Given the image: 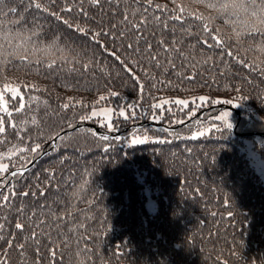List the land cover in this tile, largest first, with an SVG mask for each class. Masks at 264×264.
<instances>
[{"label": "trees", "instance_id": "obj_1", "mask_svg": "<svg viewBox=\"0 0 264 264\" xmlns=\"http://www.w3.org/2000/svg\"><path fill=\"white\" fill-rule=\"evenodd\" d=\"M42 2L48 4V0ZM154 2L169 12L180 5L185 7L186 17L204 18H187L184 27L192 35L183 37L149 27V32L157 33L155 37L146 35L154 47L160 39L168 43L181 39L177 46L188 59L173 56L175 67L163 54L157 67L143 58L146 53L127 49V44H135L131 36L114 40L101 35L97 43L91 33L81 34L47 13L25 12L20 0H5L0 5L4 11L17 7L19 12L0 16V21L6 20L8 29L32 37L24 44L27 51L4 44L6 51L0 54V91L8 85L19 93L15 100L10 92L4 93L9 110L19 106L21 96L25 104L23 112L13 111L15 130L0 113L5 126V133L0 134V162L9 164L8 173H0V184L5 185L0 188V204L3 195L16 193L10 196L9 206L0 207V224L4 225L0 264L5 259L8 264H264V180L243 149V136L212 119L217 107L226 103L210 102L235 104L241 113L238 128L242 124L240 129L255 131L249 137L264 161V51L260 50L264 36L248 35L244 13L221 14L219 5L226 0ZM49 7L56 12L71 7V12L61 13L64 18L92 31H108L111 24H119L126 5L117 7L101 0L97 7L90 0H56ZM81 7L87 17L80 13ZM20 16L26 17L25 23H10ZM119 31L121 27L113 34ZM33 32L38 35L32 36ZM237 33H241L239 38ZM53 42L56 47L49 48ZM22 43L13 40V45ZM145 46L142 39L140 47ZM155 50L161 52L159 47ZM13 51L27 55L28 60L9 55ZM112 52L121 56L124 65ZM125 65L139 77V83L125 71ZM139 84H143L142 96ZM112 92L119 96L113 97ZM101 95L105 100L98 101ZM185 96H206L209 102L193 110L194 115L189 113L194 107L191 103L183 110L174 104L170 111L152 108L158 101ZM129 104L136 107L128 109ZM104 105L137 113L127 121L113 115V132L139 121L147 132L160 135L186 131L196 120L199 124L208 117L219 125L195 138L176 135L142 144L123 141L131 130L113 133L108 141L89 134L94 129L86 125L67 130L86 122L80 117L90 114L93 107ZM155 111L162 118L150 121ZM186 120L176 128H164L167 131L146 123L176 125ZM87 122L100 126L98 117ZM64 129L67 131L49 151L20 171L23 175L7 181L11 170L27 165ZM161 139L167 142H156ZM36 143L41 147L33 153L30 149ZM25 192L29 195H22ZM148 196L155 202L154 210L146 206ZM17 209L23 212L18 214ZM17 222L26 225L23 231L15 228ZM33 230L41 233L39 245L30 238ZM20 244L23 253L17 247ZM52 248L56 249L55 260Z\"/></svg>", "mask_w": 264, "mask_h": 264}, {"label": "snow or ice", "instance_id": "obj_2", "mask_svg": "<svg viewBox=\"0 0 264 264\" xmlns=\"http://www.w3.org/2000/svg\"><path fill=\"white\" fill-rule=\"evenodd\" d=\"M5 0H0V5H3ZM106 2L109 3H115L117 7L121 3H124L126 5L125 8L121 9L123 12L122 19L119 21V24H111V27L108 31H92L90 28L86 29L85 27L81 26L79 23H73L70 19L64 18L61 13L62 12H71V7H65L62 8L59 12L51 11L49 5L55 4L56 0H48V4H45L42 2V0H20V3L24 5V11L27 12L31 9H35L38 12H44L47 13L48 16L54 17L55 19L59 20L62 24L66 25L69 28H73L75 31L80 32L81 34L87 35L88 33H91V39L97 43H99L98 38L101 35H107L110 36L112 39H124L128 36H131L135 40V44L129 43L125 47L127 49H131L133 53H141V54H147V56H144L143 58H146L149 60L150 63L155 64V66L160 67V57L163 54L167 60V62L170 64V66L175 67V63L173 60V56H176L178 58H182L184 60L188 59V56L184 54L182 51V47H178L177 45H181V39L174 38L170 43L166 42L164 39L157 40L156 46L152 43H150L146 39L147 36H156V32H149V27L155 26L160 32H171L173 37H183L184 35H192V33L184 27V24L186 22L187 18H195L199 19L201 21L204 20L203 17L200 16H193V14H189L188 17H186L184 14L186 12L185 7L177 5L176 8L172 9L170 12L167 9L166 6L156 4L154 0H131L129 3V0H106ZM90 3L93 6L100 7L101 6V0H90ZM135 5V7H133ZM208 7H216L215 4H208ZM221 14H230V15H239L241 12L244 13L247 17L245 20V24L247 25V33L248 35H262L264 36V0H226V2L221 3L219 5V9ZM168 13V15H164V13ZM10 13H16L19 15L17 7H9L7 11H4L3 8H0V16L7 17ZM80 13L87 17L86 10L83 9V7L80 8ZM159 13V15H157ZM131 17V18H130ZM26 22L25 16H20L18 20H13L10 23L13 25H20L22 23ZM8 21H0V54H3L6 49L4 48V44H7L10 48H15L17 50L24 49V44L31 41V36H24L22 32H14L11 29L7 28ZM179 25L177 27L176 25ZM170 25H172L170 27ZM117 27H121V31H119L116 34H113L115 29ZM204 31L208 32V26L207 24H204ZM38 35L37 32H33L32 36ZM241 33H237V38ZM14 39H21L24 43L13 45ZM144 40V44L146 45L144 48L140 47L141 40ZM213 40H217V43H222V41H219L217 37H212ZM102 47H106L105 45H101ZM56 47L55 42H53L51 45H49V48ZM159 47L161 49V52H156L155 48ZM194 47V46H189ZM211 47V45H209ZM261 51H264V47L260 48ZM24 51H27V49H24ZM11 56H16L20 60H28V56L21 54L19 51H13L9 53ZM111 55L115 57V60L119 61L122 65H124V60L121 59V56L117 55L115 52H112ZM134 63L136 61H133ZM55 61L53 60L51 64L48 65V67H52ZM84 67H87V65H84ZM250 69H253L252 65H247ZM254 70V69H253ZM125 71H127L132 79L139 83V77L135 76L134 73H132V70L130 68H127L125 65ZM194 77H188V79H193ZM139 90L141 96L143 95V84H139ZM10 92L12 100H15L17 96L19 95L18 91L16 89L9 88L8 85H4V90L0 91V113H3L6 115L8 120V126L15 130L17 128V124L15 121H13L11 118L13 116V111L15 113H21L25 109V104L22 102L23 97H20L21 103L18 107H15L14 110H9V103L5 99L4 93ZM111 95L113 97H118L119 94L116 92H112ZM105 100V97L103 95L99 96L98 101ZM199 102V103H198ZM209 102V98L206 96H199V97H193L191 100L188 99H180L176 98L174 100H164L162 103L154 104L152 105L153 109H160L161 112L163 111V106L167 104H174L177 106H182V110L188 108V105L191 103L195 106V108L201 107L204 103ZM213 104H219L221 102L223 103H231V101L224 100H213L210 101ZM64 108H68L69 104H64ZM136 106L129 104L127 105L128 109H134ZM105 113V115H108L109 113H112L113 110L110 108H106L101 110ZM170 111V109H169ZM191 115H194L195 112L193 111L190 113ZM100 115V112L96 110L95 107L92 108V111L90 114H86L80 117L81 121H88L93 120L95 117H98ZM119 117H122L125 121H127L130 118H135L137 113L135 110L127 112L124 108H120L118 112ZM230 116L229 112H224L220 115H217L215 117L216 120H227V118ZM161 115H153V120H159L161 119ZM183 123V121H180ZM35 123V120L33 121ZM99 124L101 127H106L109 131L115 130V126L112 120L111 115H108L107 120H100ZM227 128H232V124L230 122L227 123ZM89 134L93 136H97V138L108 141L109 135L106 134H98L95 130L89 129ZM162 131H167V129H162ZM5 133V126H4V116L0 115V134ZM200 135H203V133H200ZM195 138V136L193 137ZM116 139H119V137H116ZM148 140L147 136H144L143 139L139 138H133L132 143L133 144H142L145 143ZM156 142L159 143H165L167 141L161 139ZM41 145L39 143H36L30 150L31 152L35 153L40 149ZM107 151V149H106ZM3 157H0V160H2ZM9 170V164L0 162V173L7 174ZM11 175L13 177H16L18 175H23L22 172L12 171ZM2 179V177H0ZM4 184H0V188L4 187ZM15 190H13L10 195H3L2 201L3 203L0 204V207H7L11 204L10 196H14ZM22 195L27 196L29 193L25 192L22 193ZM23 212V209H17V213L20 214ZM231 215V213L229 214ZM61 217H56V220L59 221ZM45 223V222H40ZM39 227L40 225H36ZM26 225L21 222L15 223V228L17 230L23 231L25 229ZM80 227H83V225H80ZM4 228L3 224H0V230ZM71 231V229H70ZM41 233H38L37 231L33 230L31 232V239L36 240L37 244L39 245V236ZM3 238V237H0ZM65 244L68 243L67 240L64 241ZM11 243H9V247H11ZM17 247L21 250L23 253L24 245L20 244L17 245ZM37 255H39V248L36 249ZM50 254L52 256V259L55 260L56 258V249L52 248L50 250ZM2 264H8L7 260L5 259Z\"/></svg>", "mask_w": 264, "mask_h": 264}, {"label": "rangeland", "instance_id": "obj_3", "mask_svg": "<svg viewBox=\"0 0 264 264\" xmlns=\"http://www.w3.org/2000/svg\"><path fill=\"white\" fill-rule=\"evenodd\" d=\"M11 89H13V88H11ZM14 89H16L17 90V88H14ZM178 98H180V99H191L192 97L191 96H185V97H178ZM176 99V98H175ZM163 101H158L156 104H158V103H162ZM222 105V104H221ZM223 105H226V106H223V107H225V108H221V107H217V109H216V111H215V113L213 114V120H216L215 119V117L217 116V115H220V114H222V113H224V112H229L230 113V116L227 118V120H219V122H220V124H223V125H225V126H227V123L228 122H230L231 124H232V128H231V130L234 132V134H237V135H239V136H243V141H242V144H243V149L245 150V152H246V154H247V156L249 157V160H250V163L254 166V168L256 169V171L260 174V176H261V178L264 180V161H263V159L260 157V155H259V153L254 149V147H253V137H249V136H251L252 135V133L253 132H255V131H250V130H243V129H240L241 127H242V124L240 125V127L238 128V124H239V119H240V117H241V113H240V110L237 108V107H235V104H232V103H230V104H223ZM171 104H167V105H165V106H163V110H164V108H171ZM229 106V107H228ZM177 107H179V106H177ZM212 107V106H211ZM96 108V110L98 111V112H100V115L98 116V119H100V120H107L108 119V115H111V117H113V115H115V116H118V112H119V109L117 110V111H114L113 110V108L111 107V106H107V105H104V106H96L95 107ZM106 108H110V109H112L113 110V112L112 113H109L108 115H105V113L103 112V111H101V110H103V109H106ZM220 109V110H219ZM234 109V110H233ZM193 110H197V108H195V106L192 108V109H190V111H189V113H191V112H193ZM236 110H238V115L236 114ZM91 111H92V109H91ZM199 111H201V110H199ZM188 113V114H189ZM154 114H156V115H160L161 113H157L156 111L154 112V113H152L151 115H150V121H155V120H153L152 119V116L154 115ZM190 115V114H189ZM194 117V116H193ZM201 120V122L199 123V124H196L197 122H199V120H196V123H194V127L193 128H189V129H187L186 131H180V132H176V134H174V133H167V134H165V135H160V134H152L151 132H147L146 131V129H143V127H135L134 125H132V124H134V123H131L130 125H128V126H130L129 128H128V126L127 127H125V128H119V129H117L116 130V132H118V134H120V133H123L124 131H129V130H131V131H129V133H127V135H125L124 136V139H123V141L126 143V144H131L132 142V139L133 138H139V139H143L144 138V136H147L148 137V139H159V138H166V137H171V136H182V137H185V136H190V137H197V136H202V135H200V133H203V135H205V134H207L208 132H209V130H210V128L214 125V126H217V125H219V123L218 124H216V122H210L211 121V119L208 117V118H206V119H200ZM136 123H138V122H136ZM163 124H165V123H163ZM150 125H153V126H157V125H154V124H150ZM165 125H169V124H165ZM78 127V126H77ZM159 127V126H158ZM74 128H76V127H74V126H71L70 128H68L67 130H71V129H74ZM136 128H138L136 131H135V129ZM159 128H162V127H159ZM164 129V128H163ZM66 129H64V130H61V131H59V132H62V134L63 133H65L66 131H67ZM101 130V129H100ZM96 131V130H95ZM97 132V131H96ZM258 132V131H257ZM98 133V132H97ZM62 134H60V135H62ZM116 134V133H115ZM59 136V135H58ZM57 136V137H58ZM53 145H55V143L54 144H52V145H50L49 147H50V149L52 148V146ZM48 147V148H49ZM47 149V148H46ZM49 149V150H50ZM48 150V151H49ZM42 152V151H41ZM40 154V153H39ZM38 154V155H39ZM41 157V156H40ZM39 157V158H40ZM38 159V158H37ZM30 163V162H29ZM34 163V162H33ZM32 163V164H33ZM31 164V165H32ZM30 165V166H31ZM26 166V165H25ZM10 179L8 178V181H9ZM146 206H147V208L149 209V210H154L155 209V202H154V200H153V198L152 197H150V196H148L147 197V199H146Z\"/></svg>", "mask_w": 264, "mask_h": 264}, {"label": "water", "instance_id": "obj_4", "mask_svg": "<svg viewBox=\"0 0 264 264\" xmlns=\"http://www.w3.org/2000/svg\"><path fill=\"white\" fill-rule=\"evenodd\" d=\"M223 106H226V105H220L219 107H223ZM227 107V106H226ZM229 107V106H228ZM234 110V109H233ZM236 112V114L238 115V110H236L235 111ZM188 120H186V121H183V123H177L176 125H165V124H163V123H156V122H146V123H150V124H154V125H157V126H159V127H162V128H168V129H172V128H176V127H178V126H180L181 124H184V123H186ZM79 124H75L74 125V127H77ZM130 126H128V128H129ZM94 129L99 133V134H106V135H111V134H113L114 132H106V131H103V130H100L97 126H94ZM116 134H118V132H115ZM257 133H261V134H263L262 132H257ZM60 134H62V132H58L53 138H52V143H51V145L52 144H54L55 142H56V138H57V136L58 135H60ZM51 147V146H50ZM50 147L49 148H47V149H45V150H43L42 152H40V154L39 155H37L34 159H32L31 161H30V163H28L26 166H24V167H21V168H15V169H13V170H11V172L12 171H17V172H20V171H24V170H26L37 158H39L40 156H42L44 153H46L49 149H50Z\"/></svg>", "mask_w": 264, "mask_h": 264}, {"label": "bare ground", "instance_id": "obj_5", "mask_svg": "<svg viewBox=\"0 0 264 264\" xmlns=\"http://www.w3.org/2000/svg\"><path fill=\"white\" fill-rule=\"evenodd\" d=\"M91 113V112H90ZM112 120H113V117H112ZM98 121H100V119H98ZM115 121H117V120H115ZM76 124H79L78 126H81V125H86V126H89V127H91V128H93L94 129V126H97L99 129H101L100 128V126L98 125V124H95V123H92V122H81V123H76ZM141 124H143V123H141L140 121L138 122V123H134V124H132V125H134L135 127H139V126H141ZM75 125V124H74ZM95 130V129H94ZM102 130V129H101ZM113 132V131H112ZM116 131H114V133H115ZM9 179L11 178V171L9 172ZM7 181H8V179H7Z\"/></svg>", "mask_w": 264, "mask_h": 264}]
</instances>
